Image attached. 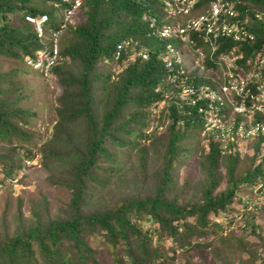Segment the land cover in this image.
I'll return each mask as SVG.
<instances>
[{"label": "trees", "instance_id": "16d2710c", "mask_svg": "<svg viewBox=\"0 0 264 264\" xmlns=\"http://www.w3.org/2000/svg\"><path fill=\"white\" fill-rule=\"evenodd\" d=\"M55 3L57 0H0V57L21 60L25 66L7 70L0 66V144L8 145L0 147L3 183L21 166L19 157L32 156L22 144L32 140L25 130L30 123L24 107L29 95L17 77L30 67L27 59L35 60L37 50L48 48L24 17L46 12L53 18ZM82 12L85 20L68 25L59 39L63 61L51 68L49 78L59 88L55 121L47 139L37 147L48 172L46 180L67 189L70 197L54 215L43 195L30 201L26 219L21 200L11 220L2 215L0 264H172L173 255L163 258L165 253L159 249L164 235L188 255L204 256L196 249L209 245L207 234H215L219 227V221L208 215L233 214L234 205L244 203L239 196L244 187L248 189L247 203L254 205L242 220L254 233L256 209L264 208L250 189L258 177L264 179V155L259 154V147L250 143L253 153L240 156L239 151H225L219 142L205 136L207 151L206 146L201 148L194 165L202 178L175 181L172 172L177 159L187 157L198 146L204 121L194 107L169 104L161 110L157 123L147 128L151 108L160 97L155 86L165 70L155 55L146 62L125 65V52L118 60L111 57L117 43L128 37L151 46L141 24L147 7L141 0H85ZM238 12L251 16L248 29L254 36L252 43L241 47L244 57L238 63L246 66L252 60L253 67L257 58L264 69V0H241ZM102 56L109 63L102 62ZM117 66L119 71L114 72ZM144 138L147 144L140 145ZM125 150L136 157L135 163L123 162ZM241 159L252 161V170L241 175V168L234 175V166ZM221 166L227 171L226 183L223 190H216ZM146 218L151 227L144 229ZM151 233L156 235L154 241ZM200 238L204 243H199ZM216 239L224 243L231 238L217 233ZM92 241H99L101 248L92 247ZM236 243L244 250L243 239H232L231 246ZM211 260L205 256V262Z\"/></svg>", "mask_w": 264, "mask_h": 264}, {"label": "rangeland", "instance_id": "374dc122", "mask_svg": "<svg viewBox=\"0 0 264 264\" xmlns=\"http://www.w3.org/2000/svg\"><path fill=\"white\" fill-rule=\"evenodd\" d=\"M44 9H47L46 5L43 6ZM60 16L59 12L54 13V17L58 19ZM16 20H19L17 16ZM82 20V19H81ZM80 21V19H79ZM18 22V21H15ZM48 34V29H45V35ZM128 40V38H126ZM126 46V41L124 42ZM176 46L182 50L181 59L188 63L193 59L189 53L183 48V46L175 43ZM50 42H48V46ZM50 48V47H49ZM102 62L109 63V60H102ZM0 66L4 69L16 68L20 69L25 67L21 60H10L0 57ZM99 66V65H98ZM97 67V66H96ZM27 68V67H26ZM98 68V67H97ZM28 70L25 73H20L17 77L21 84L27 88L25 90L28 97L25 98L24 107L28 110V119H30V123L26 126V131L30 133L31 143L22 141V144L26 146V148L31 150V157H19L21 166L15 171L14 176L12 178H8L4 180L3 183V174L0 171V217L5 215L8 219H12L14 213L17 209V203L21 200L22 205V213L24 218L26 219L30 215V201L32 199H37L41 195L45 196L49 201L50 205V213L54 215L58 212L59 208L62 207L65 202L69 200L70 192L61 187L50 184L46 180V176L48 172L42 167L40 153L37 150V147L45 141L48 137V133L55 121V97L59 94V88L56 86L54 78L46 79L37 70H33L31 67L27 68ZM160 106L161 103H160ZM147 111V110H146ZM159 114L155 111H151V119L148 120V126H154L159 119ZM21 117H24L21 115ZM21 123V121H19ZM201 123H198V127L201 126ZM198 129V128H197ZM201 132V130H199ZM198 133V146H196L192 153L188 154L187 157H179L177 159V163L174 167L173 178L175 181L183 182L184 178H188V180H193L196 177L202 178L201 173L195 167L200 157V150L204 146H206L207 151V141L203 139V136ZM260 140H251L254 145L253 147H261L264 148V134H261ZM192 142L195 143L196 139L193 138ZM147 144V141L140 139V145ZM7 144H0V147H7ZM252 147V148H253ZM203 150V149H202ZM195 151V152H194ZM204 149V153L206 152ZM189 153V152H188ZM153 155L152 153L148 155V164L152 162ZM122 160L128 165L136 162V157L132 155L128 150L122 152ZM252 161L241 159L238 165L234 167V175L242 168V174H245V171L252 170ZM148 166V165H147ZM219 169V174L221 175V179L219 182V186L216 187V190H223V184L226 183L225 179L227 178V171L225 170V166H221ZM252 183V185H254ZM189 187H186V192L189 191ZM244 187L241 191V195L244 197L248 196V190ZM255 195V194H254ZM262 195V194H261ZM257 202L264 203V197L262 199H258L255 195ZM234 205V204H233ZM254 204L250 203H236L234 205L233 211L236 214H223L219 213L218 216H213V214H209V218L215 219V221L219 224L217 232L215 234H207L209 245L202 247L201 249H196L197 251H202L203 255H188L184 250L178 247V243H173V241L166 235H164L161 240L158 242L160 245V251H163L165 254L163 258H167V256L173 255V263L172 264H258L259 262L264 261V208L256 209L255 213V231L251 232V229L246 226V222L243 221V215H246L247 211ZM232 217V219H230ZM187 219L193 221V217H187ZM230 220H232L230 222ZM149 218H146L143 221V228L147 229L149 226ZM14 226L13 224L11 225ZM209 229H213L210 225ZM12 231V229H11ZM218 235H226L230 240L222 243L216 239ZM152 236V240L156 238L154 233L150 234ZM243 239L244 242V250L237 248L238 244H234L231 246L232 239ZM204 243L203 239L200 238L199 243ZM92 247L101 248V245L98 241L91 242ZM34 247V246H33ZM205 256L212 257L213 260L208 263L205 262ZM216 258V259H215ZM166 264V263H162Z\"/></svg>", "mask_w": 264, "mask_h": 264}, {"label": "clouds", "instance_id": "9594fccd", "mask_svg": "<svg viewBox=\"0 0 264 264\" xmlns=\"http://www.w3.org/2000/svg\"><path fill=\"white\" fill-rule=\"evenodd\" d=\"M84 1L85 0H57V3H55L54 6L56 7L55 12H59L60 14L58 19H56L55 17L51 18L50 15L46 12L34 16L26 15L24 17L25 21L32 25L41 42L48 43L49 41L46 42L45 39H50L51 44L50 46L45 45L48 46V48H42L35 52V60L30 59L33 63L37 61V54L39 52L52 51L54 45H56L59 54L58 61L54 65L63 61V58L60 55L59 39L65 32L68 25H77L78 23L85 20L84 13L82 12ZM141 1L147 7V13L142 17L141 24L146 27V37L148 38L149 43L152 42L151 46H149V44H142L141 42L136 40V38L128 37V40L124 39L121 42L117 43L115 49L112 51L111 57L114 58V61L118 60L121 54L125 52V54H127V58H125L122 63L125 65L137 60H139L140 62H146L150 59L151 55H155L156 60L161 63L162 68L165 70V75H162L160 81L155 86V91L159 93L160 97L156 101L155 105L151 108V111L155 110L159 114L158 116H160L161 110L169 104H174L175 106H181L182 104H185L189 105L190 107H194L196 113L199 114L200 118L204 121V124L201 126V132H199V134L202 133L201 136H210L214 141H217L221 144L223 150L232 153L239 151L240 156H242L244 153H253V149L249 146L250 143H253L251 140L253 139L259 141V136L261 134H259L258 136L240 139L239 135L236 132H239L238 125L241 120L244 119V117L239 112L233 111L230 95L224 96L219 90L218 94L223 97L224 104L219 111L212 112L211 120L209 121L208 118L210 115L208 113L207 104L209 102H213L214 99L207 97V99L205 100L199 99L198 102H196V100L194 99L195 96L188 93H183L180 88L175 87L173 82V80L175 79H177L178 82L184 80L188 87L207 86L210 92H217L219 85L217 76L218 73H216V71L220 69V65L218 63L219 58L221 57L222 53H225V51H235L236 49V45L232 39L228 40L219 37V39L215 42L216 49L211 55L209 51L206 48L202 47L200 42L197 41L196 47L199 46L203 50V58L195 51L196 47H190L189 44L187 45L182 42L178 37H176V35H171L170 37L161 36L160 31L164 26L173 25L175 24L174 22L184 23L187 19L198 15L200 12L205 11V9H207L208 7V0H197L191 12L179 15V17L177 18L168 17L165 0ZM240 4L241 0H238V3L234 7L236 16L233 18L237 19L240 24H244L248 29V25H251L252 18L249 14H241L238 12V7ZM28 17L32 18L33 20H28ZM245 20H247L246 23ZM49 26L52 28H49ZM45 29H48L47 35H45ZM125 41L129 46H126L124 44ZM175 43L183 46L187 53H189V55L193 57L190 62L185 63L181 59L182 50L179 49ZM169 48L178 51L180 57L179 61H175ZM101 59L107 60V57L102 56ZM28 60L29 59L26 60V65L38 70L39 73H41V76H43L44 78H50V71L47 76H44L40 69L38 67H34V64H29ZM119 68L120 66H117L114 72H118ZM257 69L258 68L256 67V71ZM254 70L255 67H252V62H246V66H240L239 69L236 70V72L239 73L238 75H236L238 81L240 82V77H242V83L247 86H252L255 83L254 76H247V74L254 72ZM261 72L264 75L263 68H261ZM206 102L207 104L205 106ZM160 103L162 106H160ZM183 113L190 114V111H183ZM215 118L220 121V125L224 124L225 126H232V129H230V136H232L233 139L228 138V140H220L215 136L214 129L210 127L212 120ZM180 123L182 124L183 122L181 121ZM147 128H149V126ZM146 133L148 134L147 131ZM230 142L231 148L228 149L227 146L230 144ZM260 153L264 155V148L259 147V154ZM250 186L253 194H255L258 199L264 197L263 178L258 177L255 184ZM241 191L245 190L240 189L239 196L244 199V203H247V197L242 196Z\"/></svg>", "mask_w": 264, "mask_h": 264}, {"label": "built area", "instance_id": "2783aa9c", "mask_svg": "<svg viewBox=\"0 0 264 264\" xmlns=\"http://www.w3.org/2000/svg\"><path fill=\"white\" fill-rule=\"evenodd\" d=\"M196 2L197 0H165L168 17L177 18L179 15L191 12ZM237 3L238 0H208V7L205 11L187 19L184 23L174 22L175 24L173 25L164 26L160 34L162 37L176 35L182 42L189 44L190 47H196L198 41L211 55L216 49L215 42L219 37L233 40L236 45L235 51H225L218 61L220 69L216 71L219 85L217 92H210L207 86L188 87L184 80L178 82L175 79L176 81L173 80V82L175 87L180 88L183 93L195 96L196 102L199 99L205 100L207 97L214 99L215 102L207 104V101L205 103L210 115L209 121L211 120L212 112L219 111L224 104L223 97L218 94L219 90L224 96L230 95L233 111L239 112L244 117L238 125L239 132H236L240 139H244L264 134V75L261 72L263 61L256 58L253 64V67H255L254 72L247 74V76H254L255 83L252 85L253 87L242 83V77H240V83L236 76L239 74L236 72L240 67L239 61L244 57L241 47L245 43H252L254 40L252 32L244 24H240L237 19L233 18L236 16L234 7ZM28 20L33 19L28 17ZM246 22L247 20H245ZM169 50L172 52V57L175 61H179L178 51L172 48H169ZM195 51L203 57L201 47L197 46ZM58 58V49L54 45L52 51L39 52L35 63L30 59L28 63L34 64V67H38L43 75L47 76L51 67L58 61ZM248 62H252V60ZM256 67L258 68L257 71ZM210 127L214 129V134L218 139H233L230 136L231 125H220V121L215 118L212 120Z\"/></svg>", "mask_w": 264, "mask_h": 264}]
</instances>
